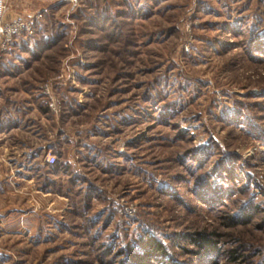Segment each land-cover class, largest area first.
Returning a JSON list of instances; mask_svg holds the SVG:
<instances>
[{
  "label": "rangeland",
  "instance_id": "obj_1",
  "mask_svg": "<svg viewBox=\"0 0 264 264\" xmlns=\"http://www.w3.org/2000/svg\"><path fill=\"white\" fill-rule=\"evenodd\" d=\"M6 3L0 264H264V0Z\"/></svg>",
  "mask_w": 264,
  "mask_h": 264
},
{
  "label": "built area",
  "instance_id": "obj_2",
  "mask_svg": "<svg viewBox=\"0 0 264 264\" xmlns=\"http://www.w3.org/2000/svg\"><path fill=\"white\" fill-rule=\"evenodd\" d=\"M7 0H0V50L6 51L14 39L22 33H30L33 30L32 19L20 17H8ZM48 161L53 163L55 157L50 155Z\"/></svg>",
  "mask_w": 264,
  "mask_h": 264
},
{
  "label": "crops",
  "instance_id": "obj_3",
  "mask_svg": "<svg viewBox=\"0 0 264 264\" xmlns=\"http://www.w3.org/2000/svg\"><path fill=\"white\" fill-rule=\"evenodd\" d=\"M3 125H4V122H1ZM20 129V127H16V126H12V127H9L7 130L8 131H4L2 134H5V133H7V134H5V135H8V134H13L14 133V131L15 130H19ZM5 138H6V136H5ZM2 158H3V154H2V156L0 155V160H2Z\"/></svg>",
  "mask_w": 264,
  "mask_h": 264
},
{
  "label": "trees",
  "instance_id": "obj_4",
  "mask_svg": "<svg viewBox=\"0 0 264 264\" xmlns=\"http://www.w3.org/2000/svg\"><path fill=\"white\" fill-rule=\"evenodd\" d=\"M54 166H55V165L47 164V167H48V168H51V169H54V168H55ZM200 237H203V236L200 235ZM201 239L203 240V242H206V243H208V244H211L209 240H206V239H204V238H201Z\"/></svg>",
  "mask_w": 264,
  "mask_h": 264
}]
</instances>
